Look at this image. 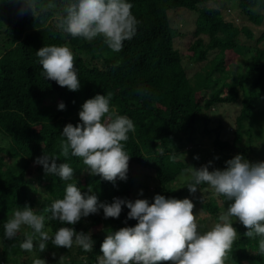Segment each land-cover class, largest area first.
<instances>
[{"label":"trees","instance_id":"trees-1","mask_svg":"<svg viewBox=\"0 0 264 264\" xmlns=\"http://www.w3.org/2000/svg\"><path fill=\"white\" fill-rule=\"evenodd\" d=\"M37 2L39 7L33 16L17 0H0V135L4 140L0 144L1 259L17 263L27 254L19 248L23 231L15 240L5 239L4 223L12 210L27 204L41 212L65 194L67 182L46 174L43 167L35 163L44 153L58 157L57 165L68 163L73 167V179L82 194H94L100 203L111 204L114 198L137 200L135 198L139 197L132 193L138 171L150 172L166 199L183 200L189 199L190 192L178 179L181 171L187 166L199 169L208 164L198 163L193 157L189 161L181 157L172 162L169 157L175 153L187 155L183 147L195 145L200 127L204 133H209L207 125L212 108L219 104H236L241 98L233 141L219 139L222 127L216 129L213 144L218 150L247 155L251 140L256 136L264 137V123L261 126L258 120L264 110H255L264 99V50L258 47L264 41V32L254 39L249 27L235 26L222 9H225L224 4L236 2V8L248 24L260 27L264 24V0H128L140 24L137 35L125 41L118 53L108 49L102 38L88 41L61 33L55 27L61 8L44 10L49 0ZM55 2L60 5L67 0ZM181 10L196 14L193 40L183 51L174 47V40L180 35L172 16ZM240 36L246 39L247 45L243 47L240 71L231 73L229 58L240 47ZM52 45H67L73 51L81 84L79 91L71 92L41 75L43 69L36 52ZM212 51H216V55L208 60ZM184 59L204 63L189 77ZM229 78V83L225 84ZM108 92L112 93L111 105L117 113L127 116L135 125V131L129 133L126 142V151L131 156L126 179L115 182L90 175L82 158L71 154L65 158L60 154L64 127L81 123L82 105L97 94ZM61 102L66 106L63 111L58 110ZM243 137L246 144L241 146ZM259 148L264 152V147ZM225 162L216 160L209 171L224 170ZM177 182L181 187L175 190ZM89 187L92 193H88ZM199 187L204 189L205 185ZM206 194L209 197L199 207L218 222L216 199ZM219 198L224 207L232 203ZM148 201L151 204L154 199ZM129 211L124 206L119 218L105 219L101 209L85 217L88 220L85 226H82V218L75 225L47 222L46 228L50 227L52 233L61 227L91 233L93 250L87 253L79 247L73 252V247L56 248L49 242L42 253L35 247V256L46 264H58L61 256L65 257L64 264H84L85 260H76L74 255L87 253V264H97L108 232L135 227L138 223L127 218ZM241 229L240 237L228 254L232 262L264 264V256L257 254L259 238L249 239L244 235V226ZM13 244L16 247H12Z\"/></svg>","mask_w":264,"mask_h":264},{"label":"clouds","instance_id":"clouds-1","mask_svg":"<svg viewBox=\"0 0 264 264\" xmlns=\"http://www.w3.org/2000/svg\"><path fill=\"white\" fill-rule=\"evenodd\" d=\"M17 2L33 16L39 7L37 0ZM56 7L61 8L56 16L58 31L88 41L102 38L112 52L122 51L124 42L133 39L138 32L140 21L128 0H67L60 5L49 0L44 10ZM36 56L46 80L55 81L71 92L79 91L80 79L70 47L44 46ZM111 100L112 93L108 92L97 94L82 105L81 123L75 126L69 123L63 129L60 154L65 158L69 154L82 158L90 175L115 182L126 179L131 158L126 142L129 133L135 131V125L127 116L117 113ZM65 107L61 102L58 110L63 111ZM181 157L184 158L175 153L169 159L175 162ZM57 159L44 153L35 163L41 165L46 174L67 182L63 198L52 201L41 212L27 204L23 208L16 207L4 223L6 240H15L24 230L23 241L19 243L22 251L32 252L38 246L42 253L51 242L56 248L70 249L76 244L83 251L91 252L94 245L91 233H77L73 227H61L52 233L46 223L59 221L75 225L82 217L97 214L101 209L105 219L119 218L122 207L126 206L130 210L127 218L138 223L135 227L109 231L101 245L102 255L97 256V264H225L239 236L233 227L235 221L244 226L247 238H259L257 254L264 256V162L253 164L236 155L226 162L224 170L210 172L209 162L199 169L187 166L181 171L178 179L190 193H196L198 186L203 184L214 197L232 202L219 214L218 222L210 230L201 232L190 199H166L163 195H155L151 204L147 199L133 202L119 198H114L111 204L100 203L96 195L82 194L73 179V167L68 163L57 165ZM88 193H92L91 187ZM64 260L61 256L58 264H64ZM33 264H46V261L37 258Z\"/></svg>","mask_w":264,"mask_h":264},{"label":"rangeland","instance_id":"rangeland-1","mask_svg":"<svg viewBox=\"0 0 264 264\" xmlns=\"http://www.w3.org/2000/svg\"><path fill=\"white\" fill-rule=\"evenodd\" d=\"M223 14L224 16L229 19L230 21L234 22V25L241 28L243 26L249 27L251 31L254 32V39L260 36L262 32H264V24L260 27H251L250 24H248L246 18L242 16L241 13H239V10L236 8L237 3L236 2H228L224 4ZM174 26L177 29V33H179V37H176L174 40V47L178 49L179 51H183L187 48L188 43H190L193 40V31H194V20L196 18V14L189 13L185 10L178 11L172 15ZM240 47L235 51L233 55L229 58L230 66H229V72L234 73L237 71H240L241 63H242V56H243V47L247 45L246 39L243 36H240ZM259 48H262L264 50V41L258 46ZM216 55V51H212L208 54V60H211ZM204 63V62H203ZM203 63H193L188 62L187 59L183 60V64L187 67L186 72L187 75L190 77L195 73L202 65ZM230 73V74H231ZM230 78L225 80V84L229 83ZM240 101L241 98H239L238 102L236 104H219L211 109L210 111V122L207 125V130H209V133H204L203 128L200 127L199 131L195 135V145L191 146L190 144H185L183 149L188 151L187 155H184V158L189 161L193 160L198 161V163H201L204 161L209 165V162H211L210 165H213L216 160H228L233 159L236 155L230 154L227 152H222L218 150L213 142L216 138V129L221 126L222 129L219 133V139L222 141L232 142L235 134V120L236 117L239 115L240 112ZM255 110H264V99L256 106ZM261 115V114H260ZM263 126L264 123V115L263 117L260 116L258 119ZM254 123V122H253ZM255 126L257 124L254 123ZM4 140L2 139V136L0 135V144H3ZM246 144V138L243 137V141L241 146H244ZM251 150L249 154L242 155L245 160L249 161L250 163H257L262 162L264 159V152L261 151L259 147H264V137L256 136L251 140ZM195 157H198L196 159ZM225 162V163H226ZM192 167V166H191ZM134 168H132L133 170ZM133 172V171H132ZM137 179L136 183L133 188V195L135 199H147L151 200L154 199L155 195H163L164 193L161 191L160 187L156 183V181L152 178V174L150 172H143L138 171L137 173ZM157 184V185H156ZM181 187L180 182H177L175 185V190L179 189ZM208 188L207 185H205L204 189H201L198 186V190L196 193H190L189 199L194 204L193 214L198 215L197 223L200 225L201 232L210 230L211 227H213L216 223V219L213 216L205 215L204 212L200 209L199 205L206 202L207 198L209 197L206 192L210 193L212 197L211 190H206ZM141 191L143 192V195H140ZM216 199V204L219 207V212L216 217L219 216V214L226 210L227 207L222 206L223 200H221L219 197H214ZM83 224L82 226H85L88 224V220L85 217H82ZM203 221V222H201ZM234 228L237 229L239 236L242 231L241 227L243 226L238 221H235L233 223ZM22 231H24L22 229ZM23 237V232L21 233ZM237 238V239H238ZM79 248L78 245L73 244V252ZM0 253H1V244H0ZM88 253V252H87ZM87 253L82 255H74L76 260H82L84 264H87ZM35 251L27 252L26 255L22 256V259H20L17 263H10L7 260H3L2 255L0 254V264H23L25 261L26 264H33L34 260L37 259L35 256ZM24 262V263H25ZM225 264H235L232 262V259L228 255V259L225 261ZM239 264H253L248 261L241 262Z\"/></svg>","mask_w":264,"mask_h":264}]
</instances>
